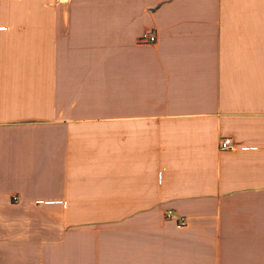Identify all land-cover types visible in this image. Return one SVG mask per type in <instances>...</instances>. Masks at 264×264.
Wrapping results in <instances>:
<instances>
[{
    "label": "crops",
    "instance_id": "0c3cea01",
    "mask_svg": "<svg viewBox=\"0 0 264 264\" xmlns=\"http://www.w3.org/2000/svg\"><path fill=\"white\" fill-rule=\"evenodd\" d=\"M0 264H264V0H0Z\"/></svg>",
    "mask_w": 264,
    "mask_h": 264
},
{
    "label": "built area",
    "instance_id": "2783aa9c",
    "mask_svg": "<svg viewBox=\"0 0 264 264\" xmlns=\"http://www.w3.org/2000/svg\"><path fill=\"white\" fill-rule=\"evenodd\" d=\"M141 44H145V45H153L156 43V37L152 34H148L147 36H145L144 38H142L140 40ZM234 148L233 142L230 138H223L220 140L219 144H218V149L220 151H230ZM172 215L170 212H167L165 214H163V219L164 220H169L171 219ZM181 226H184L185 223L181 222L180 223Z\"/></svg>",
    "mask_w": 264,
    "mask_h": 264
}]
</instances>
